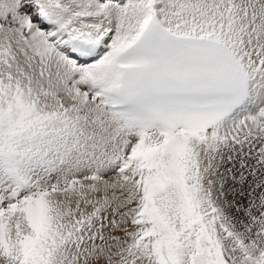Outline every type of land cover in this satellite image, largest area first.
I'll return each mask as SVG.
<instances>
[{
    "label": "snow or ice",
    "instance_id": "1",
    "mask_svg": "<svg viewBox=\"0 0 264 264\" xmlns=\"http://www.w3.org/2000/svg\"><path fill=\"white\" fill-rule=\"evenodd\" d=\"M0 264H264V0H0Z\"/></svg>",
    "mask_w": 264,
    "mask_h": 264
}]
</instances>
